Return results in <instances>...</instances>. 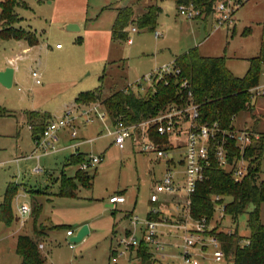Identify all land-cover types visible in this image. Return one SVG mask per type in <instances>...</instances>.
Masks as SVG:
<instances>
[{"label": "rangeland", "instance_id": "rangeland-1", "mask_svg": "<svg viewBox=\"0 0 264 264\" xmlns=\"http://www.w3.org/2000/svg\"><path fill=\"white\" fill-rule=\"evenodd\" d=\"M24 2L26 7L15 8L20 18L15 27L33 32L38 39L37 46L23 54L16 40L0 39V66H8L9 58L21 56L15 64L12 61L17 70L11 86L6 88L0 84V107L9 113L0 118V205L9 187L15 191L11 201L12 220L8 224L0 221V264H20L15 251L19 235H27L38 243L46 264H144L134 258L138 246L125 250L119 241L134 233L131 223L135 217L140 224L151 220L150 217L163 223L179 220L183 208L176 202L182 201L183 194L178 193L171 202H168L170 197L160 196L161 204H151L150 194L165 173L166 160L143 154L129 140L125 149L120 150L113 144V138L106 135L109 117L101 121L92 113V120L86 122L87 115L74 110V100L78 94L95 89L101 90L103 98L123 88L144 96L153 86V81L144 82V77L151 73L158 76L157 70L193 48L203 57H224L230 72L235 77H243L249 60L264 50V0L245 2L225 29L216 27L213 16L185 19L179 15L175 0ZM125 6H132L133 18L148 6L162 9L154 31L139 30L132 24L125 29L128 39H132L130 45L127 40H113L111 35L116 9ZM68 24L75 25L77 30L67 31ZM132 28L136 31L132 32ZM155 32L160 34L158 38ZM32 70L40 75L39 85L30 75ZM252 105L253 111L240 113L233 125L237 128L256 123V132L264 136V99H253ZM66 109H73L71 117L78 126L77 138L71 139L69 128L60 129L57 140L50 139L48 146L36 149L33 132L28 127L35 123L28 121L26 113H48L55 120ZM97 109L105 112L100 107ZM38 137L42 140L40 134ZM77 153L87 158L97 156L102 161L87 170L93 177L90 189L76 183L74 197H61V174L68 178L75 175L78 165L66 164ZM168 153L175 162L172 170L180 176L183 169L179 161L183 159L184 149ZM260 172L264 177V148ZM118 193L124 195L125 202L109 204V198ZM227 201L213 200L208 234L199 235L202 244H194L192 250L198 264H232L230 259L213 261L215 248L211 239L215 234L211 232L236 233L241 238L240 245L246 244L250 234L248 215L244 213L233 221L223 212ZM22 203L31 207L24 224L16 209ZM187 220L194 228V221ZM260 221L264 224V204L260 207ZM82 227H87L88 233L80 242H72ZM67 230L72 232L70 237L66 236ZM141 236L138 229L135 237L140 240ZM176 241V245L181 244L180 240ZM149 248L155 252L154 247ZM169 251L176 256L181 254L180 247L164 245L162 251L155 252L156 262L148 264H182L177 258H161V254Z\"/></svg>", "mask_w": 264, "mask_h": 264}, {"label": "trees", "instance_id": "trees-1", "mask_svg": "<svg viewBox=\"0 0 264 264\" xmlns=\"http://www.w3.org/2000/svg\"><path fill=\"white\" fill-rule=\"evenodd\" d=\"M181 4L193 3L209 12L211 0H175ZM26 7L24 0H0V39L24 41L29 47L36 46L38 39L33 32L25 31L15 26L20 18L15 13L16 7ZM161 9L158 6L146 7L141 15L133 18L132 6L116 9V17L111 29L112 39L125 41L128 39L125 29L135 25L139 30L154 31ZM176 68L180 70L178 77L171 75L154 83L153 90H146L144 96L135 95L133 92L124 90L115 91L102 100L100 89L78 94L74 100L75 104L88 106L100 102L112 123L121 118L126 123H137L141 120L153 117L168 103L179 102V83L187 79L192 88L193 100L199 105L201 121L203 123L217 122L221 129H235L233 122L243 112H252L253 105L249 90L257 86L260 80L261 69L264 66V50L259 56L249 60L246 74L239 78L235 77L227 68L224 57H203L197 48L175 57L173 61ZM167 81V85L165 82ZM183 96V95H182ZM9 116L8 111L0 107V118ZM30 130L33 132L34 141H38L46 125L51 120L47 113L27 112ZM149 138L155 143L165 142V138L157 136L150 130ZM264 136L259 135L253 140L245 151V158L249 161L247 175L241 182L236 183L226 171L215 166L207 170V179L199 183L195 193L191 197L190 217L194 221L210 220L213 213V200L219 197L217 202L229 199L223 207L225 215L233 221L247 213V228L250 232L245 245H240L241 238L233 233H216L221 244L224 259L232 264H264V224L260 221V207L264 204V177H261L260 162L263 157ZM229 162L238 157V150L233 142L229 144ZM85 160L84 155H71L66 166L79 165ZM93 177L79 169L71 178L60 177L59 196L74 197L76 183L90 189ZM13 190L9 187L4 195V201L0 205V221L8 224L13 217L11 201L14 197ZM35 203L32 207L35 211ZM251 210L248 212V209ZM39 211V208H38ZM36 214V213H35ZM36 217V216H35ZM34 217V218H35ZM38 217V216H37ZM36 217V219H37ZM156 220L155 217H150ZM16 254L20 257V264H46L38 250V243L27 235H19L16 239ZM137 258L142 263L148 264L150 256L144 244L136 250Z\"/></svg>", "mask_w": 264, "mask_h": 264}, {"label": "built area", "instance_id": "built-area-1", "mask_svg": "<svg viewBox=\"0 0 264 264\" xmlns=\"http://www.w3.org/2000/svg\"><path fill=\"white\" fill-rule=\"evenodd\" d=\"M248 0H211L209 12L204 8H200L193 3L181 4L178 6L179 15L187 20L200 19L202 16H213L216 22V27L225 29L233 22V16L236 11ZM135 32V28L131 29ZM158 38L160 34L154 33ZM127 43L132 44V39H128ZM12 64V61H10ZM158 76L151 73L143 78L144 82L165 79L171 75L178 77L180 70L175 67L172 62L170 65H165L157 70ZM34 83L40 84V75L36 70L30 73ZM263 83L260 82L254 88L249 90L252 99H264V74ZM167 85V81H164ZM151 89H154L153 86ZM126 93L128 90H124ZM179 102L168 103L162 108L157 115L141 120L137 123H126L121 118L116 119L111 129L107 130V134L113 138V144L120 150L126 146V141L129 140L133 144L138 145L141 152L145 155H154L157 159L166 160L167 168L161 179L156 183L155 189L151 192L149 202L151 204H161L160 196L170 197L171 201H175L178 193L183 194L182 201H177V205L183 208L182 217L179 220L171 223L157 222L154 220H147L140 224L135 217L132 220L131 228L134 233L130 234L119 241L125 250H131L138 246L136 250L144 244L147 249L154 247L155 252L163 250L165 245L161 240L157 227L159 225L172 227L175 231L180 232L181 254L180 258L182 264H198V260L193 257L194 244L202 242L199 241V235L208 234V222L205 219L194 221V228H191L187 219L190 217L191 197L195 193L196 187L207 179L206 172L213 166L222 169L229 173L232 180L236 183L242 181L247 175L249 169V161L245 158V151L253 140L259 138L258 134L253 133L249 129H221L217 122L208 124L201 121L199 112V105L193 100V92L191 84L187 79H182L179 83ZM98 104H91L87 109H84V114L87 115L86 122L92 120V113L97 120H104L107 116L106 112L98 111ZM74 110L80 107L77 105ZM73 109H66L58 119H51L46 125L41 138L35 142L36 149L49 145V140H57L56 133L60 129L69 128L71 130L70 137L75 139L77 137V129L75 118L71 117ZM30 129V126H29ZM161 138H165V142L155 143L149 138L150 130H152ZM233 142L235 149L238 150V157L229 162L230 154L229 144ZM180 148L184 149L183 159L179 161L183 172L180 176L176 175L172 168H175V162L169 157L168 152L175 153ZM102 159L97 156H88L78 165V169L87 172L88 169L95 167L101 163ZM216 202L220 200L215 197ZM110 204H121L125 202L123 196L114 195L109 198ZM17 214L24 224L25 219L29 216L31 211L30 205L22 203L17 205ZM179 207L176 206L178 213ZM154 212V210H153ZM141 232L140 240L135 237L136 231ZM72 232L66 231V236L70 237ZM177 239V237H176ZM211 245L215 248L213 252V260L220 262L224 260V254L221 250V244L216 236L211 239ZM42 248V246H39ZM70 247H72L70 245ZM152 252V251H151ZM152 252L155 256L156 253ZM161 258H166V254H161Z\"/></svg>", "mask_w": 264, "mask_h": 264}, {"label": "crops", "instance_id": "crops-1", "mask_svg": "<svg viewBox=\"0 0 264 264\" xmlns=\"http://www.w3.org/2000/svg\"><path fill=\"white\" fill-rule=\"evenodd\" d=\"M160 8V7H159ZM145 9V8H144ZM161 9V8H160ZM161 11H162V9H161ZM142 14V13H141ZM160 15V14H159ZM159 17V16H158ZM128 40V39H127ZM17 43H19L20 44V46H22V49H21V51H22V53L23 54H28V53H30L31 51H32V49L33 48H35V46H33V47H29L24 41H16ZM37 46V45H36ZM57 47V49H61V48H59V45H57L56 46ZM19 59H21V56L20 55H17V56H15V57H13V58H9L8 60H7V64H8V66L6 65V64H4L3 66H0V71H3L4 69H6V68H13V76H12V82H13V79H14V75H15V71L17 70V67H13L12 65L13 64H15V61L16 60H19ZM10 61H14V63L13 64H10ZM229 70V69H228ZM230 71V70H229ZM125 88H123V89H121V90H124ZM119 91V90H118ZM107 98V97H106ZM76 99V98H75ZM103 99H105V98H103L102 97V100ZM76 105V104H75ZM91 105V104H90ZM98 107H100V108H102V111H105V109H104V107L100 104V102H98ZM88 108V106H80V114H84V109H87ZM48 114V113H47ZM253 117V116H252ZM253 119H254V117H253ZM257 120V119H256ZM258 122V121H257ZM112 121L110 122V125L109 126H107V125H105V127H106V130H108L109 131V129H111V127H112ZM28 127H29V125H28ZM255 127H256V123L254 124V125H252V124H249L248 123V125H244V126H242V127H235L236 129H249V128H251V130L250 131H252L253 133H255V134H258V135H260L258 132H256V130H255ZM76 129H78V126L76 125ZM106 135L107 136H109L107 133H106ZM111 137V136H110ZM57 138V137H56ZM77 138V137H76ZM75 138V139H76ZM72 139V138H71ZM73 140V139H72ZM78 144H80V142H78V143H75L74 144V146H77ZM117 147V146H116ZM126 147V146H125ZM125 149V148H124ZM77 154H81V153H77ZM81 155H84V154H81ZM85 158H86V156H84ZM116 195H119V196H123L124 197V195L122 194V193H118V194H116ZM112 196H114V195H112ZM109 202V201H108ZM110 204V203H109ZM113 205V204H112ZM157 230H158V233H159V235L161 236V240L162 241H164V243H165V245H171L172 247H174V246H177L176 245V243H174V242H177L176 240H179L178 239V237H180L181 236V233L180 232H177V231H175L172 227H169V226H163V225H159L158 227H157ZM176 237H177V239H176ZM147 253L149 254V256H150V262H156V259H155V255L149 250V249H147ZM166 257H168V258H170V259H180L181 260V258L179 257V256H176V255H173L172 253H170V251L166 254ZM134 258H135V260L136 261H139V262H141L142 263V261H141V259L140 258H137V256H136V253L134 254ZM214 261V260H213ZM224 261V260H223ZM223 261H220V262H223ZM182 262V261H181ZM214 262H216V261H214ZM220 262H216V263H220Z\"/></svg>", "mask_w": 264, "mask_h": 264}, {"label": "water", "instance_id": "water-1", "mask_svg": "<svg viewBox=\"0 0 264 264\" xmlns=\"http://www.w3.org/2000/svg\"><path fill=\"white\" fill-rule=\"evenodd\" d=\"M67 31H76L77 27L72 24H68L66 27ZM13 69L6 68L3 71H0V84L3 87L9 88L12 84ZM88 233L87 227H82L78 234L71 239L72 242H80L83 237Z\"/></svg>", "mask_w": 264, "mask_h": 264}]
</instances>
